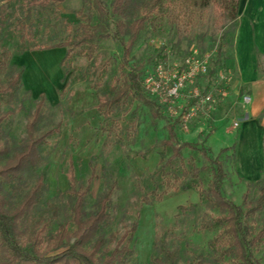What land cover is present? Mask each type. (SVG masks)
<instances>
[{
  "label": "rangeland",
  "instance_id": "1",
  "mask_svg": "<svg viewBox=\"0 0 264 264\" xmlns=\"http://www.w3.org/2000/svg\"><path fill=\"white\" fill-rule=\"evenodd\" d=\"M110 1L107 0V3ZM81 5L82 0H67L56 9L55 15H43L45 20L52 19L50 23L56 25L42 26L34 34L35 43L43 45L55 43V40L63 37L62 23H67L75 29L79 23L75 11L80 9ZM56 16L61 18V22L54 19ZM239 17L240 11L236 21H226L219 28L210 7L208 12L187 31L168 23L156 28L147 26L140 33L131 52V64L140 68L144 94L155 102L165 119L176 122L174 132L178 141L210 147L213 150L212 158L218 156L219 150L224 146H232L236 141L235 135L240 130L233 127L231 121L228 129L218 130L224 120L230 118L232 106L236 105L235 100L242 99L244 95L242 90L239 96L235 93L239 85L230 63ZM257 39L258 41L254 39V43L260 49L259 38ZM18 43V34L9 29L1 38L0 46L12 53L10 59L12 64L25 70L24 58L33 52L15 54L14 48ZM96 44L97 52L93 62L77 58L74 63V66L87 73L86 79L74 83L64 91L66 80L62 73L60 77L56 73V67L59 69V66L50 63L44 72L31 71L30 78L32 77L33 84L22 79L21 88L12 105L14 113L3 125V137L13 151L25 138L27 119L35 108L39 94L43 92L46 96V107L40 130L44 131L58 123L62 124L59 135L50 139L42 151V166L36 172L28 174L26 180V185L30 186L36 176L44 172L46 190L40 203V210H48L49 204L57 206L55 219L47 215L49 226L45 235L54 233L61 221L70 219L71 201L67 194L69 167H73L77 181L85 183L90 175L89 163L93 162L96 166L95 180L87 198L86 211L91 209L103 190L104 182L115 181L116 188L111 202L112 222L104 231V236L107 238L115 231L123 232V227L129 226L137 217L138 227L131 243L135 255L131 264L150 263L156 253L154 244L160 232H167L169 243L178 245L179 264H193L197 255L203 256L204 261L211 264H228L227 261H219L209 249V242L215 232L204 231L201 227L218 213L201 204L196 191L173 193L170 191L175 185L173 184L171 188L165 186L162 188L169 193L161 201H156L152 195L147 194L146 185L149 183L151 186L150 176L159 166L162 151L160 142L168 137L165 119L155 120L148 108L129 101L119 115L122 119L121 130H116L111 137H107L101 131L105 121L96 109L94 86L100 83L99 92H104L112 80L127 68L122 67V47L119 43L106 39L99 40ZM219 46L222 47L220 54ZM29 57L25 60L29 61ZM188 58L205 60L207 73L197 76L176 98L167 97L165 91L171 88L174 74L185 71L186 67L182 62ZM61 59L62 56L59 61ZM105 63L108 66V73L104 80L100 81L89 66H101ZM259 63V73L262 74L264 60L261 59ZM155 86L157 90L153 89ZM195 94H199L201 99H196ZM206 97H209V100H206ZM191 108L194 109L192 117L186 119ZM133 111L137 112L136 118L131 117ZM239 119L237 124L241 125V117ZM216 130L217 133L214 135ZM208 134L214 136L206 139ZM182 158L183 165L176 164L179 169L177 174L180 178L179 184L190 179L189 170L194 166L199 170L198 183L205 187L211 178L209 162L198 149L193 148H183ZM222 158L225 159V172L232 177V155H223ZM237 185L232 184L229 179L225 183L224 195L228 200L236 196L238 200L235 202L244 207L238 196ZM152 188L153 186L150 187ZM257 195V190L251 187L248 202L255 200ZM144 199L147 202H144ZM190 204H196L197 209L186 213L177 210L179 206ZM262 223L264 210L257 213L254 218V228L257 230ZM254 255L258 264H264V244L255 250Z\"/></svg>",
  "mask_w": 264,
  "mask_h": 264
},
{
  "label": "trees",
  "instance_id": "2",
  "mask_svg": "<svg viewBox=\"0 0 264 264\" xmlns=\"http://www.w3.org/2000/svg\"><path fill=\"white\" fill-rule=\"evenodd\" d=\"M67 0H0V42L4 33L12 29L18 34L19 43L15 54L26 52L64 49L60 62L64 77V90L86 79L87 73L74 66L77 58L91 63L97 52L96 42L112 39L122 47V67L127 68L115 77L102 93L101 84L94 86L98 114L104 119L101 131L111 137L120 129V112L129 101L137 102L149 109L153 119H165L159 107L143 91L139 67L131 64V52L140 35L147 26L159 27L168 23L187 31L201 19L211 7L215 23L221 28L227 22L238 18L240 0H82L81 8L75 11L79 23L73 29L62 23L61 38L49 45L36 44L34 34L42 26H55L52 15ZM55 15V14H54ZM54 19L61 22V18ZM96 21L94 24L93 22ZM223 40V37L221 38ZM222 47L219 46L218 54ZM12 53L0 46V264H131L134 250L131 247L138 227L137 217L124 231H115L107 238L104 231L112 222L111 202L116 182H104L103 190L95 199L91 209L86 211L87 198L95 180L96 166L89 163L90 175L85 183H79L74 169L67 173L71 206L70 219L61 221L55 232L45 235L49 226L47 215L56 218L58 209L54 204L41 211L46 190V175L39 173L32 185L27 186V175L42 166V151L48 141L59 135L62 124L58 123L44 131L40 123L46 107V98L41 94L29 115L25 126V138L17 149L11 151L8 141L3 137V125L13 115L12 105L22 85L24 69L11 63ZM100 81L108 73L107 64L89 66ZM136 111L131 113L136 118ZM166 121L168 137L160 142L162 149L158 168L151 174L150 189L147 194L161 201L169 192L162 188L173 184V193L196 191L199 202L218 215L211 217L201 227L204 231L215 232L209 242V249L219 261L228 264H258L255 250L264 244V223L256 230L253 225L257 213L264 210V171L255 183V200L248 202L250 187L243 195L244 207L228 200L223 193L227 173L224 170L221 149L212 158L210 148L181 143L175 135L176 122ZM210 134L206 136L209 138ZM3 137V138H2ZM198 149L211 166V178L205 187L198 181L199 170L190 167V179L179 184L178 166L183 165V148ZM185 173V172H183ZM162 190L160 193L158 191ZM146 194V195H147ZM144 202H147L144 199ZM196 204L179 206L180 213L195 211ZM167 232H160L155 240L156 253L149 264H179L180 249L170 244ZM193 264H211L197 255Z\"/></svg>",
  "mask_w": 264,
  "mask_h": 264
},
{
  "label": "crops",
  "instance_id": "3",
  "mask_svg": "<svg viewBox=\"0 0 264 264\" xmlns=\"http://www.w3.org/2000/svg\"><path fill=\"white\" fill-rule=\"evenodd\" d=\"M239 11L240 21L235 33L230 63L239 85L235 93L239 96V92L242 90L244 95L242 99L235 100L236 105L232 106L230 118L224 120L218 130L220 128L228 129L230 121L233 127L240 129L235 135L236 141L232 146L226 145L221 149H227L225 155L233 157V174L232 177L227 175L223 193L225 183L230 179L232 184H238V196L241 201L246 190L249 187H254L264 171V72L260 74L258 67L259 61L264 60V0H240ZM257 38H259L260 49L254 43V39L258 41ZM64 53V49L29 53L26 57L30 56V60L26 61V57L24 58L26 69L22 76L23 81L32 85L31 71L44 72L50 63H54L60 69L62 59L60 61L59 59L61 56L63 58ZM59 69L56 67V73L60 77L62 71ZM41 94L44 92L39 96ZM245 96L250 98L248 103L243 100ZM240 117L242 124L238 125L237 120ZM235 121L236 126L234 125ZM216 133L217 130L214 135ZM214 135L211 134L210 139ZM210 150L213 153L211 148ZM236 200H238L236 196L230 199L234 204L239 205L235 202Z\"/></svg>",
  "mask_w": 264,
  "mask_h": 264
},
{
  "label": "built area",
  "instance_id": "4",
  "mask_svg": "<svg viewBox=\"0 0 264 264\" xmlns=\"http://www.w3.org/2000/svg\"><path fill=\"white\" fill-rule=\"evenodd\" d=\"M182 65L186 67L184 72L178 74H174L173 83L171 84V88L165 91V94L169 98H176L180 91L185 88L186 85L192 84L193 80L200 75H205L207 73V62L205 60H199V59H186L183 60ZM179 75V76H178ZM143 83V82H142ZM153 89L157 90V86H155ZM152 89V91H154ZM194 97L197 99H201L199 94H195ZM206 100H209V97H206ZM245 103H248L250 101V98L248 96H245L243 98ZM194 112V109L191 108L188 115L185 117L186 119L192 117V113ZM236 126V124H235Z\"/></svg>",
  "mask_w": 264,
  "mask_h": 264
}]
</instances>
